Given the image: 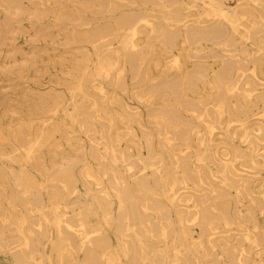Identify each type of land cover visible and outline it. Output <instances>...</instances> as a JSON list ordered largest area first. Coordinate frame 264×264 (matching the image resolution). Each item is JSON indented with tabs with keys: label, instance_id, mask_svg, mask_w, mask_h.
Returning a JSON list of instances; mask_svg holds the SVG:
<instances>
[{
	"label": "bare ground",
	"instance_id": "bare-ground-1",
	"mask_svg": "<svg viewBox=\"0 0 264 264\" xmlns=\"http://www.w3.org/2000/svg\"><path fill=\"white\" fill-rule=\"evenodd\" d=\"M1 258L264 264V0H0Z\"/></svg>",
	"mask_w": 264,
	"mask_h": 264
},
{
	"label": "rangeland",
	"instance_id": "rangeland-1",
	"mask_svg": "<svg viewBox=\"0 0 264 264\" xmlns=\"http://www.w3.org/2000/svg\"><path fill=\"white\" fill-rule=\"evenodd\" d=\"M25 46V44H23ZM1 264H12L8 258H1Z\"/></svg>",
	"mask_w": 264,
	"mask_h": 264
}]
</instances>
